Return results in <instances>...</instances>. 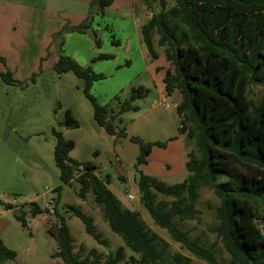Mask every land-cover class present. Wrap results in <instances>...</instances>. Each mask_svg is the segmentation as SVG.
Listing matches in <instances>:
<instances>
[{
    "label": "rangeland",
    "instance_id": "obj_1",
    "mask_svg": "<svg viewBox=\"0 0 264 264\" xmlns=\"http://www.w3.org/2000/svg\"><path fill=\"white\" fill-rule=\"evenodd\" d=\"M166 1L167 7L174 4V0ZM158 9L157 1H151L149 6L145 0H112L102 11L90 9L81 22L73 18L71 23H64L62 30L48 36L42 19L49 17L51 21L54 16L27 7L24 13L37 16V20L20 19L10 26L11 34L4 28L0 37V73H9L12 82L6 83L0 76V235L3 243L15 252V257L0 260V264H63L60 258L53 256L56 242L48 231L51 225L58 223L55 211L34 218L27 216V227L16 220L15 210L27 209L31 202L41 208L48 205L53 210L57 208L68 226L74 252L82 246L84 253L94 248L108 255L123 247L126 256L133 254L123 239L112 231L90 189L85 192V198H81L76 179L69 184L60 182L53 157L56 138L52 129L74 142L69 153L72 159L91 161L98 175L109 176L107 187L121 206L139 210L146 225L169 243V254L179 252L190 258L188 264H206L153 224L139 202L135 182L138 170L166 184L182 182L188 175L187 153L194 149L193 141L178 130L179 116L175 106L181 100L180 92L174 90L167 95L163 91V67L168 62L163 47L157 43V34L152 35L157 58L151 57L142 41L140 28ZM67 18L71 19L63 16L60 20L67 22ZM82 23L89 25L85 32L70 30ZM100 54L112 57L99 58ZM59 55L70 56L81 67L89 65L95 73L102 74V78L92 83L90 93L114 112L119 102L130 101L132 87L144 88L145 94L131 101L137 109L125 111L113 120L115 128H124L127 136L109 135L94 121L92 106L83 93L84 81L71 71H55L54 63ZM261 93L260 86L248 89L253 103ZM66 111H70L73 121L77 122L76 127H64ZM129 136H137L144 142H163L165 146L154 145L146 163L136 167L139 146L131 142ZM225 181V175L217 179L218 183ZM198 193L197 219L178 222L189 230L191 237L199 236L205 245L212 246L220 264H230V256L220 239L210 231L217 223L215 209L219 199L204 186ZM129 194L133 197L128 198ZM69 205L93 218L106 245L85 231L81 220L68 209ZM261 215H264V205ZM257 223L264 232L262 219Z\"/></svg>",
    "mask_w": 264,
    "mask_h": 264
},
{
    "label": "trees",
    "instance_id": "obj_2",
    "mask_svg": "<svg viewBox=\"0 0 264 264\" xmlns=\"http://www.w3.org/2000/svg\"><path fill=\"white\" fill-rule=\"evenodd\" d=\"M157 1L159 9L152 12L140 32L149 54L157 58L152 35L163 47L170 68L162 79L164 92L178 90L181 100L175 106L179 116V132L193 141L194 149L187 153V177L180 183L166 184L138 170L135 178L139 202L153 224L164 229L192 256L206 264H220L212 246L178 221L197 219L196 208L201 186L213 191L219 199L215 209L216 225L210 227L230 256V264H264V232L257 220L262 219L264 205V0H166ZM112 0H92L100 11ZM88 23L70 27L85 32ZM99 58L112 55L100 54ZM57 73L71 71L84 81L83 93L89 100L94 121L112 136H127L124 128L117 130L113 120L117 115L136 110L131 101L142 97V86L132 87L130 101L119 102L116 112L100 103L91 93L92 83L102 74L91 67H81L70 56L59 55L54 63ZM11 83L9 73H0ZM250 86H260L262 93L256 103L248 97ZM77 126L74 121L73 127ZM56 141L53 157L62 184L77 180L78 196L85 198L90 189L94 201L101 207L112 231L118 234L132 252L124 248L103 255L92 248L84 253L80 246L73 251V239L64 217L54 207L57 224L48 228L56 242L54 257L63 264H188L190 258L179 252L169 254V243L151 230L138 210L123 208L109 190V176L101 177L91 161H77L69 156L74 142L52 129ZM129 140L138 144L136 167L146 163L152 147H164L163 142H144L137 136ZM227 181L218 183L219 176ZM161 196V197H159ZM170 198V199H167ZM68 209L84 225L85 231L97 242L107 244L96 230L93 218L79 208ZM48 212L35 202L27 209H17L14 216L27 227V216ZM15 252L0 238V260L13 259Z\"/></svg>",
    "mask_w": 264,
    "mask_h": 264
},
{
    "label": "crops",
    "instance_id": "obj_3",
    "mask_svg": "<svg viewBox=\"0 0 264 264\" xmlns=\"http://www.w3.org/2000/svg\"><path fill=\"white\" fill-rule=\"evenodd\" d=\"M91 1L92 0H0V21L3 23V25L2 23L0 25V37L3 36L4 28L11 34L10 26L15 23H19L20 19H24V21H29L35 18V20H37V16L25 14L24 8H36L42 11L43 13H47L50 16H54L51 21L49 17L42 19V22H45V26H47L46 31L44 32L46 33V35L50 36L56 33L58 30H62L63 26L65 25L64 23H71V21H73V18L77 22H81L82 19L86 18L89 15L90 9H96V12H98V9L100 10L99 6L97 4H90ZM65 5L67 6V10ZM9 16H12L11 19L8 18ZM63 16H69L71 17V19L67 18L69 21L67 20V22H63L60 20L61 18L63 19ZM46 23L48 25H46ZM13 29H15V26L11 28V30ZM158 68L159 67H157V69ZM168 68L169 63L166 64L165 67H163L165 71ZM162 87L164 91V84L162 85ZM38 215H36L35 217H37Z\"/></svg>",
    "mask_w": 264,
    "mask_h": 264
},
{
    "label": "water",
    "instance_id": "obj_4",
    "mask_svg": "<svg viewBox=\"0 0 264 264\" xmlns=\"http://www.w3.org/2000/svg\"><path fill=\"white\" fill-rule=\"evenodd\" d=\"M63 125L64 127H72L74 125V121L71 117L70 111H66L64 113V118H63Z\"/></svg>",
    "mask_w": 264,
    "mask_h": 264
},
{
    "label": "built area",
    "instance_id": "obj_5",
    "mask_svg": "<svg viewBox=\"0 0 264 264\" xmlns=\"http://www.w3.org/2000/svg\"><path fill=\"white\" fill-rule=\"evenodd\" d=\"M128 196V198H132L133 196L132 195H127ZM50 204V203H49ZM47 209H48V212H53L54 210H53V208L51 207V205H48L47 207H46Z\"/></svg>",
    "mask_w": 264,
    "mask_h": 264
}]
</instances>
